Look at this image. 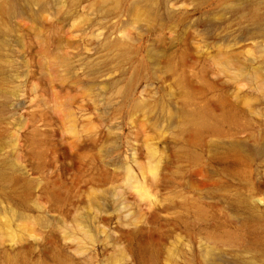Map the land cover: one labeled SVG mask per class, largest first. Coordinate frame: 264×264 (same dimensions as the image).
<instances>
[{
	"label": "rangeland",
	"instance_id": "1",
	"mask_svg": "<svg viewBox=\"0 0 264 264\" xmlns=\"http://www.w3.org/2000/svg\"><path fill=\"white\" fill-rule=\"evenodd\" d=\"M0 264H264V0H0Z\"/></svg>",
	"mask_w": 264,
	"mask_h": 264
},
{
	"label": "bare ground",
	"instance_id": "2",
	"mask_svg": "<svg viewBox=\"0 0 264 264\" xmlns=\"http://www.w3.org/2000/svg\"><path fill=\"white\" fill-rule=\"evenodd\" d=\"M189 126L194 132H199L206 128L213 129L215 128V120L210 113L203 111L192 119Z\"/></svg>",
	"mask_w": 264,
	"mask_h": 264
}]
</instances>
